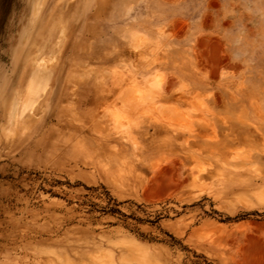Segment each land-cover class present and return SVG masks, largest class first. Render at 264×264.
Returning <instances> with one entry per match:
<instances>
[{
  "label": "rangeland",
  "instance_id": "obj_1",
  "mask_svg": "<svg viewBox=\"0 0 264 264\" xmlns=\"http://www.w3.org/2000/svg\"><path fill=\"white\" fill-rule=\"evenodd\" d=\"M0 264H264V0H0Z\"/></svg>",
  "mask_w": 264,
  "mask_h": 264
},
{
  "label": "bare ground",
  "instance_id": "obj_2",
  "mask_svg": "<svg viewBox=\"0 0 264 264\" xmlns=\"http://www.w3.org/2000/svg\"><path fill=\"white\" fill-rule=\"evenodd\" d=\"M50 30H51V28H49ZM48 29V30H49ZM52 31V30H51ZM50 31V33H49V35L48 36H43L44 38H45V42H42V43H39V45L38 46H36L37 47V50L38 51H42L46 46H47V48L48 47H51L52 46V42L53 41H51L50 42V38H51V36H52V32ZM48 32V31H47ZM46 35V34H45ZM138 39V38H137ZM145 39V38H144ZM140 41H141V39H140ZM40 54V53H39ZM39 57V56H38ZM41 62H42V60H41ZM40 62V63H41ZM36 108V107H35ZM33 112H34V110H33ZM116 114H114V116H113V118L115 117L116 119H117V116H118V118L120 117L119 116V114L118 115H116ZM122 117V116H121ZM123 118V117H122ZM119 120V119H118ZM176 164V163H175ZM177 165V164H176ZM175 165V166H176ZM176 169V168H175ZM181 177V176H180ZM185 177V176H184ZM174 178V177H173ZM177 179V178H176ZM186 179V178H185ZM175 180V179H174ZM178 180H179V177H178ZM181 183V182H180ZM263 197V196H262ZM260 202H262V200L260 201ZM132 248H133V246H132ZM134 249V248H133ZM110 263H113V262H110Z\"/></svg>",
  "mask_w": 264,
  "mask_h": 264
}]
</instances>
